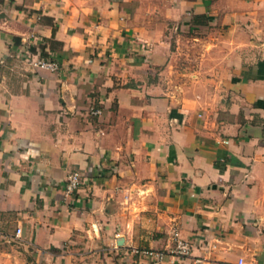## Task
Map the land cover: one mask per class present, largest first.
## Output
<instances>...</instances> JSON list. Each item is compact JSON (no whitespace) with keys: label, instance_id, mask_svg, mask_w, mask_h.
<instances>
[{"label":"crops","instance_id":"1","mask_svg":"<svg viewBox=\"0 0 264 264\" xmlns=\"http://www.w3.org/2000/svg\"><path fill=\"white\" fill-rule=\"evenodd\" d=\"M145 250L264 264V0H0V264Z\"/></svg>","mask_w":264,"mask_h":264},{"label":"built area","instance_id":"2","mask_svg":"<svg viewBox=\"0 0 264 264\" xmlns=\"http://www.w3.org/2000/svg\"><path fill=\"white\" fill-rule=\"evenodd\" d=\"M28 53L29 50H26ZM34 66L41 67V68H47L52 71L59 70V65L57 62L54 61H48L43 59L34 60L32 62ZM93 114H99L100 110H93ZM82 184V173L79 171H75L69 174L67 178V182L65 184V190L66 193L73 194L75 193ZM21 228H18L17 234H20ZM191 246L185 242L184 240L178 239L177 241V251L178 253L182 255H186L190 252ZM144 254L150 255L151 259L149 260H138L135 261L134 264H161L166 256V254L162 251H151V250H145ZM116 264V263H111ZM238 264H246L245 259L241 258L238 262Z\"/></svg>","mask_w":264,"mask_h":264}]
</instances>
